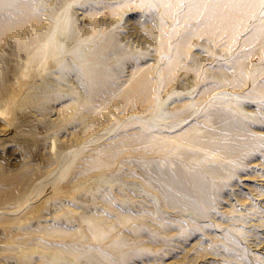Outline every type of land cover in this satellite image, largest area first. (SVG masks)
Returning <instances> with one entry per match:
<instances>
[{"label":"rangeland","instance_id":"374dc122","mask_svg":"<svg viewBox=\"0 0 264 264\" xmlns=\"http://www.w3.org/2000/svg\"><path fill=\"white\" fill-rule=\"evenodd\" d=\"M30 1L0 36V264H264V0L233 39L196 0Z\"/></svg>","mask_w":264,"mask_h":264},{"label":"bare ground","instance_id":"6f19581e","mask_svg":"<svg viewBox=\"0 0 264 264\" xmlns=\"http://www.w3.org/2000/svg\"><path fill=\"white\" fill-rule=\"evenodd\" d=\"M192 1H194V0H192ZM142 2H144V1H142ZM1 3H2V0H0V4ZM19 3L25 4L24 6L27 8V12L29 11V13H31V15L30 16L27 15V17L33 16V13L31 12L32 1H30V0H18V1L13 0V1H11V3H10L11 7L8 10L7 15L0 17V36L4 32V30L10 29L13 24L17 25L16 21H19L22 24L26 23L25 19H23L22 16L20 17L18 15L17 5ZM195 4L197 6L194 10V14L196 15V18L199 19V21L197 23L199 25L197 30H199L200 32L205 31V32L211 33L213 35H217V36L218 35L221 36L222 34L226 33L228 38L233 39V37L235 36V33L249 19L250 15H252L251 13H253L254 9L257 8L258 0H196ZM169 9L171 10L170 7H169ZM255 10L257 11V9H255ZM260 14H261V12H260ZM28 19H30V18H28ZM20 23H18V24H20ZM263 26L264 25L262 24V26H259L257 28V31H255L256 34L255 35L253 34L254 35L252 37L253 39L254 38L260 39L261 38L264 41V28H263ZM254 40H256V39H254ZM261 44L262 43H260V45ZM180 48H181V46H180ZM169 69H170V67H169ZM102 71H104V70H102ZM102 71H99V69H96V70H93L90 74V80H91L90 88L92 87L93 90H96L99 87L103 88L105 85H107V83L109 82V79H111V77L108 78L109 76L107 75L108 73L106 71L105 72H102ZM126 91H128V89ZM93 93H91V94L93 95ZM137 93H141L142 95L143 94L144 95L150 94L149 93V87H148V77L145 73L136 78V80L133 83L131 90L129 89V91L125 94V96L128 97L131 94H133L132 96H134ZM123 95L124 94L122 93V98H123ZM127 99H130V98L128 97ZM226 127H228V125H226ZM227 148H230V147H227ZM182 183L192 185V190L198 196L205 194V189L203 188V183H202L201 179L199 178V176H197V175H191L190 177H187V176L182 177L181 176L180 179L176 178V179L170 181V184L172 186H175V187H173V189H175L174 192L176 191V187L179 188ZM162 184H164V183H162ZM178 198H180V197L178 196Z\"/></svg>","mask_w":264,"mask_h":264}]
</instances>
